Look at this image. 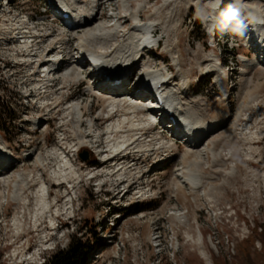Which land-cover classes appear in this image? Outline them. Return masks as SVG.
I'll use <instances>...</instances> for the list:
<instances>
[{
	"label": "rangeland",
	"instance_id": "1",
	"mask_svg": "<svg viewBox=\"0 0 264 264\" xmlns=\"http://www.w3.org/2000/svg\"><path fill=\"white\" fill-rule=\"evenodd\" d=\"M141 1H144L141 21L152 23L151 20L162 18L165 28L155 29L159 46L151 51L143 48L144 58L132 72L133 78L143 82L144 63L149 61L152 69L163 68L169 77L177 74L171 53L165 49L167 43L172 51L179 52L186 84L195 90L185 101L196 107L194 111L199 115L218 117V107L222 106L230 117L195 148L169 136V130L152 125L154 132H162L175 143L169 151L142 153L147 158L145 155L137 158L136 153H131L127 161L121 159V153L115 157L117 160L104 163L85 148L90 152L89 160L83 161L79 153L71 158L67 143L75 141L77 135L65 117L67 106L82 101L84 119H94L99 133L105 130L106 121L109 123L107 114H100L106 110L107 98L85 92L94 76H88L84 67L77 77L66 79L62 74L55 75L52 93L33 87L42 83L40 63L47 53L61 45L59 39L69 38L63 45V68L84 29L75 31L53 19V7L47 0H12L8 5L0 0V133L15 155L11 164L0 165V264H44L45 257L57 248H64L73 238L90 248L84 264H264V65L254 53L255 46L248 44L244 28L242 34L221 30V34L227 32L221 46L208 44L213 35V16L219 20L220 13L231 5L244 24L248 17L246 0L237 4L221 0L218 10L210 6V0H200L206 8L204 12L197 9V0H190L186 11L188 0ZM254 1L264 7V0ZM96 2L99 8L96 22L114 29L118 22L122 23L116 31L117 48L131 35L136 21L131 13L138 1L131 0L127 11L121 0L117 6L114 0ZM210 15L213 21L208 26L205 16ZM25 19L29 28L21 30L20 22ZM24 35L31 42L27 41L22 48ZM113 46L109 45V50ZM208 54L217 58L216 70H204L209 63ZM247 59L250 63H246ZM181 80L178 78L174 83ZM133 104L143 116L142 101ZM233 121L236 126L232 134ZM82 130L89 139L95 138L94 134L89 135L87 122ZM104 137L101 135L99 140ZM211 141H215L216 150L230 159L223 168L211 166L213 156L208 153L200 165L206 174L222 170L213 181L209 180L217 187L207 200L203 189L194 195L190 184L176 177L182 176L183 169L179 172L176 169L184 165L185 152L190 160L198 152H204ZM98 143L95 147L100 155L107 153L104 152L107 145ZM135 146L133 152L138 149ZM65 156L79 175L73 187L71 183L75 182H63L54 174ZM159 160L162 161L157 163ZM123 162L132 167L120 169ZM104 165H110L108 168L114 175L110 178V174H100L101 181L99 175L92 177ZM231 165L236 171L233 179L223 174ZM91 172L95 173L88 174ZM20 175L27 178L28 185H18L22 196L14 200L11 194ZM43 183L48 190L46 200L51 202L44 211L37 204V193ZM139 191L141 194H137ZM70 199L68 211L56 216V210L64 209ZM183 212L189 223L182 224L176 219ZM158 234L160 241L155 238ZM199 238L203 246L197 243ZM200 249H205L206 257Z\"/></svg>",
	"mask_w": 264,
	"mask_h": 264
},
{
	"label": "bare ground",
	"instance_id": "2",
	"mask_svg": "<svg viewBox=\"0 0 264 264\" xmlns=\"http://www.w3.org/2000/svg\"><path fill=\"white\" fill-rule=\"evenodd\" d=\"M96 1L97 0H47V2H49L54 9L56 8L60 13L64 14L65 17L68 16V19L63 22L66 27L75 31H83L84 29V34L81 37H78V47L81 49V54H79L78 56L76 55L75 57L73 54H71L69 56L68 63L65 65V67L62 68V62L59 63V60L60 57L64 54L65 47L63 45H66L69 42V38L62 37L61 39H59V43L61 45L54 47V49L52 50L53 52L51 51L52 53L50 54L47 53V55L42 59L40 63V67L42 68V70L40 69V71L43 72V79H41L42 83L39 86L33 87V89H42V92L44 93H52L51 87L52 84H54L55 82L54 80L57 78L55 77V75L62 74L64 78L67 77L66 79H69L70 76L77 77L78 73H81L82 75V72H80V70L82 67L85 68L87 63L89 64V66L92 62L95 64L101 63V65L97 66L96 69H91L90 67H87L88 76H94L95 80L93 82H90L85 87V92H96L100 95H104V97L102 96L103 98H107L105 105L106 110L104 113L101 110L100 114L103 115L106 113L109 118V123L108 121H106V126L104 128L105 130L97 133L98 135L95 136L96 138L89 139L86 134L82 133V126L84 122H87V126L89 127V135H95V120L84 119L83 108L81 105L82 101H79L76 104L71 102L66 108V113L68 116L65 117L68 118L67 120L69 124L72 125V128L76 131L78 137V142L76 143V145H82V143H88L90 145L93 143L95 144L97 142L105 143L106 145H108L109 151L106 153L107 158L106 160H104V163L113 161L114 157L110 158V154L115 155L122 153L121 159H123V161H127V157H131V153H133V155H135L136 153L135 156H138L137 158H139V155H145L147 158V156L150 154L148 152L151 151L152 153H158L160 150L169 151L171 149V145H175V143H172L171 139L162 135V132H154L152 130L153 120L150 117V113H146L142 116L138 112H136V109H134L135 107L131 104V101L138 98V93L133 96L129 95L128 91L123 89V87L125 86L123 85V83L117 86L118 89L110 85V82L112 80L123 79L128 72L134 71L135 68H137V65L143 61V48H145V45L155 44L158 41V39L154 37L153 32L159 26H161V29L165 28L163 19L161 18V20H159L160 18H157L151 20L152 23L142 22L140 19V10L142 8V5H144V1L137 0L138 2L136 3V8L134 9L135 11L133 10L131 13V16L134 18V20H136L135 26L130 31L131 35L116 48L117 44H115V42L118 38L116 37V31H119L120 25H122V23L118 22V25H116L114 29L105 28L106 23L104 22H96V20H99V8ZM167 1L168 0H166L165 2ZM220 1L221 0H210L209 4L214 10H218V7L220 6ZM231 1L237 4L241 0ZM243 1L245 0H242V2ZM130 2L131 0H121V4L125 11L130 8ZM256 2L254 0H246L244 2V6L248 14L247 20L244 23V31L248 39V44L250 46H255L254 53L260 58L264 57V7L263 5H258ZM189 4L190 0H188L185 4V11L189 8ZM195 5L197 6V9L201 8L203 12L206 11V8L203 6V3L200 0H197L195 2ZM156 9H158V7ZM205 17H208V19H206L205 21L207 22V25L212 23L214 17L215 27L217 22L215 16L212 17L210 15ZM27 20L28 19H25L20 22L21 26L19 27L21 30L23 28H29ZM21 38L25 39L21 46L23 48V45L30 40L29 37H27L26 35L21 36ZM31 40L33 41V43H35L34 39ZM109 45L113 46V49L111 48L109 50ZM98 49H100V51H98ZM165 49L171 53L174 64L178 68L177 74L173 78L169 77L168 71H165V69L163 68L152 69L151 62L149 61L144 63L146 64V70L141 74V79H143L142 83L159 87V89L162 91V95L175 102L178 109L174 114H171L170 119H172L176 123V127L178 128V130L183 133L184 136L187 137V140L183 143V145H186L189 148H195L196 146L207 140L214 130L223 126L225 121L228 120L230 116L228 117V111L222 106L221 108L220 106L218 107V117H209L206 116V114L199 115L195 112L197 111L195 109L196 107L192 106L191 104H188V101H185L187 97H189V94L195 93V90L191 89L186 84L185 72L181 69L180 54L177 50L172 51L170 45L167 43ZM73 50H75V48ZM206 57V60H208L209 63L206 65V68H204V70L214 68L216 70L215 63L217 61V58L212 54H208L206 55ZM83 59H86L85 63L81 62V60ZM89 60L92 61H90L89 63L87 62ZM247 62L250 63V60L247 59L246 63ZM248 71L249 70H247L246 72ZM103 76H105L106 80ZM178 78H182L181 82H176L179 84L174 83L175 80H177ZM79 79L80 78L78 77L77 80ZM219 81L222 82V86L225 85L223 78L219 79ZM226 90L227 88L225 87L224 91ZM180 97H184V101H181L179 99ZM60 99L61 97H59V100H57L58 105L61 102ZM143 102H147V104L143 105L142 107L148 111L158 110L157 105H159L160 103V101L157 100V96L152 94H149L146 98H144ZM189 102L191 103V101ZM115 113L116 115L114 117L113 115ZM235 126L236 121H233L231 125V128L233 130L232 134L235 131ZM164 129L163 131H165ZM179 131H173L174 133H172V136L174 138H177V136L179 135ZM206 131L208 132L207 135ZM101 135L105 136L104 140L102 141L98 138L101 137ZM199 135L201 136L199 137ZM133 145H136L135 147L138 148L135 149L134 152L133 150H131L134 148ZM168 146L169 148H167ZM80 151L81 150H79V152ZM142 153H146L148 155ZM208 153L213 156L211 166L217 164V166H221L223 168V165H226L227 161L230 159V157L225 156L226 154H221V150H216L215 141H211V145H206L204 152H198L194 158H189L190 160H187L188 156H186L187 152H185L182 155L184 165L182 166V168L176 169V171H180L183 169L181 172L182 176L176 175V177L179 178L182 182L187 181L190 184L191 191L194 195L199 194L198 191L200 189H203L204 195L208 197L206 198L207 200L213 197L214 189H216L217 187L214 184L209 183V180L216 177V174L219 173V171H222L217 169L216 174H206L205 172L200 170V165L203 161H205V158H207ZM14 157V153L9 149L4 137L0 133V161H2L4 164H8L11 162L10 160H12ZM38 158L39 160H42L41 156H39ZM63 158L64 159L62 160V163L59 164V170H55L54 174L55 176H58V178L63 179V182L65 180H68L69 182H75L73 184L71 183V187H73L74 184L76 186V183L78 181L76 182L74 180L79 178L78 172L73 168L74 164L69 160V158H67L66 156ZM146 158H144L143 160H146ZM160 161L162 160L157 161V163H159ZM119 165V168L121 167L120 169H130L132 167L131 165H128V162H123ZM108 167L111 166L106 165L96 173L93 172L95 174H93L92 172L88 174H93L92 177H96V175H99L98 179L100 181L103 178L100 177L102 176L100 174H110L109 177L111 178L114 175V171L109 170ZM136 173L137 172H135V174ZM83 174L85 173H82V175ZM223 174L233 179L236 175L235 167L231 165L229 170H223ZM119 175L121 177H126L127 179H129V176H125L124 174ZM19 178L20 179L17 181V184L15 185V188L11 194L14 200L19 199L22 196L20 195L18 185L20 183H24L25 185L27 184L26 177L20 175ZM116 180H121V178ZM5 181H8V179L6 180L5 178ZM6 186L8 187V184ZM125 192L128 191L126 190ZM141 192L142 191H139L137 192V194H141ZM46 193L48 194V190L45 184L43 183L39 187L37 193V196L39 197L37 204L40 205L42 211L50 208L51 204L50 201L46 200ZM71 199L70 201L68 200V202L65 203L64 209L56 210V216L59 214H63L64 211H68V206L70 202H72ZM175 217L182 224L189 223V218L184 212L183 214H177ZM50 220L53 221L52 219ZM199 234L202 235L201 232ZM197 243L202 244L203 241L199 238ZM200 250L206 257L207 253L205 249Z\"/></svg>",
	"mask_w": 264,
	"mask_h": 264
},
{
	"label": "built area",
	"instance_id": "3",
	"mask_svg": "<svg viewBox=\"0 0 264 264\" xmlns=\"http://www.w3.org/2000/svg\"><path fill=\"white\" fill-rule=\"evenodd\" d=\"M12 0H3V2H4V4H6V5H8L10 2H11ZM115 2H116V5L115 6H117V4L119 3V0H114ZM51 17L53 18V19H56L57 20V22H59L60 24H62L63 23V21L59 18V16L58 15H56L55 13H53L52 12V14H51ZM154 33H155V31L153 32V35H154ZM227 36V32H225V33H222V34H220V46H221V44H222V39H223V36ZM225 49V48H224ZM151 51V50H150ZM72 54H73V52H71ZM74 56H75V53L73 54ZM65 56V55H64ZM126 91H128V94L129 95H134L133 93H132V91H133V87L131 86V87H128L127 89H125ZM144 98H146V97H138L137 99H134L133 101H131V104L134 106V102H136V101H138V102H140V101H142ZM174 104H175V102H174ZM175 106L177 107V105L175 104ZM141 110H142V112L144 113V114H146V113H150L148 110H146V109H144L142 106H141ZM154 126H157V127H162L163 128V126H165L166 124H164L163 122L162 123H157V124H153ZM95 129H96V134H95V136L96 135H98L97 134V132L99 131V129H98V127L97 126H95L94 127ZM165 128V127H164ZM163 128V129H164ZM165 130V129H164ZM77 135V134H76ZM169 136H171V134H168ZM96 138V137H95ZM98 138H100V137H98ZM178 138V137H177ZM180 139V138H179ZM78 142V137L75 139V141H73V142H70V144H68L69 146V153H70V156H71V158L73 157V155L75 154V155H77L78 153H79V150H81V149H85V148H89L95 155H96V157H97V159L98 160H100V161H102V160H106V153H104V154H102V155H100L101 154V152L99 151V149H96V147L95 146H97V145H100L98 142V144L97 143H93V144H88V143H82V145H79V144H77L76 145V143ZM181 142V141H180ZM95 148V149H94ZM98 150V151H97ZM105 151L107 152V151H109V147H108V145L106 146V149H105ZM100 155V156H99ZM117 155H119V154H110V158H115ZM116 159V158H115ZM117 160V159H116ZM72 162V161H71ZM73 163V162H72ZM155 238H157L159 241H160V238H161V234H158L157 235V237H155Z\"/></svg>",
	"mask_w": 264,
	"mask_h": 264
},
{
	"label": "trees",
	"instance_id": "4",
	"mask_svg": "<svg viewBox=\"0 0 264 264\" xmlns=\"http://www.w3.org/2000/svg\"><path fill=\"white\" fill-rule=\"evenodd\" d=\"M89 246L73 238L64 248L44 258V264H84Z\"/></svg>",
	"mask_w": 264,
	"mask_h": 264
},
{
	"label": "clouds",
	"instance_id": "5",
	"mask_svg": "<svg viewBox=\"0 0 264 264\" xmlns=\"http://www.w3.org/2000/svg\"><path fill=\"white\" fill-rule=\"evenodd\" d=\"M219 27L221 30H227L235 34H242L244 24L243 21L238 18L237 11L229 5L220 13Z\"/></svg>",
	"mask_w": 264,
	"mask_h": 264
},
{
	"label": "water",
	"instance_id": "6",
	"mask_svg": "<svg viewBox=\"0 0 264 264\" xmlns=\"http://www.w3.org/2000/svg\"><path fill=\"white\" fill-rule=\"evenodd\" d=\"M79 156L83 161H87L90 158V152L86 149H83L80 151Z\"/></svg>",
	"mask_w": 264,
	"mask_h": 264
}]
</instances>
